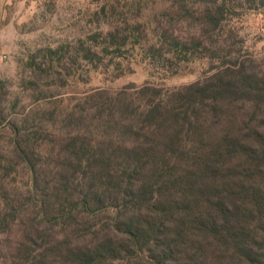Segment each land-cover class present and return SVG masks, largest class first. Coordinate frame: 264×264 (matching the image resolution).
Returning a JSON list of instances; mask_svg holds the SVG:
<instances>
[{"label": "trees", "instance_id": "obj_1", "mask_svg": "<svg viewBox=\"0 0 264 264\" xmlns=\"http://www.w3.org/2000/svg\"><path fill=\"white\" fill-rule=\"evenodd\" d=\"M93 1L0 111V264H264V56L233 33L264 0Z\"/></svg>", "mask_w": 264, "mask_h": 264}, {"label": "rangeland", "instance_id": "obj_2", "mask_svg": "<svg viewBox=\"0 0 264 264\" xmlns=\"http://www.w3.org/2000/svg\"><path fill=\"white\" fill-rule=\"evenodd\" d=\"M160 9L165 0H152ZM96 7L93 0H0V111L11 120L26 113L33 105L32 98L22 85L30 76L25 66L28 57L37 56L39 50L56 47L78 37L82 31L93 29L86 24L87 11ZM236 42L254 57L264 56V5L257 10L240 12L233 22ZM38 53V54H37ZM191 71L163 82L167 87L192 83L200 77L201 65L191 66ZM111 85L120 88L129 83L143 84L148 79L144 66L133 67ZM100 76H93L91 86L100 85ZM44 103L41 101L39 104ZM0 151L9 153L10 133L2 129Z\"/></svg>", "mask_w": 264, "mask_h": 264}]
</instances>
